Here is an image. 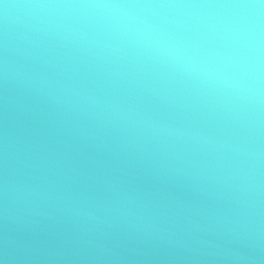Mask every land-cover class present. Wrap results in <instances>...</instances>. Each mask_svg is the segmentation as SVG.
I'll use <instances>...</instances> for the list:
<instances>
[{"label":"clouds","instance_id":"1","mask_svg":"<svg viewBox=\"0 0 264 264\" xmlns=\"http://www.w3.org/2000/svg\"><path fill=\"white\" fill-rule=\"evenodd\" d=\"M0 264H264V0H0Z\"/></svg>","mask_w":264,"mask_h":264}]
</instances>
